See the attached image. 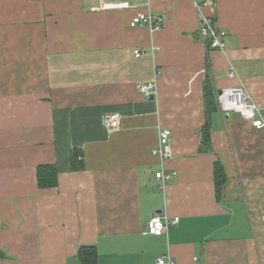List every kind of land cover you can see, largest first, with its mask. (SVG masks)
Instances as JSON below:
<instances>
[{"label":"crops","instance_id":"1","mask_svg":"<svg viewBox=\"0 0 264 264\" xmlns=\"http://www.w3.org/2000/svg\"><path fill=\"white\" fill-rule=\"evenodd\" d=\"M108 1L0 0V264H81L83 245L96 264H264V129L216 104L209 114L204 88L215 101L242 86L264 106V0L202 9L225 32L222 49L200 37L195 0ZM146 9L164 13L160 30L129 26ZM148 81L153 99L137 88ZM112 112L121 125L108 130ZM161 127L172 149L164 187L152 152ZM45 164L53 187L37 184ZM156 214L177 223L145 234Z\"/></svg>","mask_w":264,"mask_h":264},{"label":"built area","instance_id":"2","mask_svg":"<svg viewBox=\"0 0 264 264\" xmlns=\"http://www.w3.org/2000/svg\"><path fill=\"white\" fill-rule=\"evenodd\" d=\"M194 7L200 13L198 22V33L200 37L207 41L208 46L212 49H222L224 42L222 37L225 35L223 30L218 29L213 21V16L205 14L202 9L210 4V0L193 1ZM133 7L130 0H115L102 3L103 9H128ZM165 20L164 13L154 14L146 10H137L129 21V26H146L153 33L160 30ZM135 57L141 55L139 49H134ZM235 72L233 69L228 71V76L233 77ZM138 91L145 97L150 98L156 93V84L154 81L141 82L137 86ZM219 109L223 113L236 112L243 118L250 121L256 128L264 129V106H260L253 101L249 93L242 86H234L222 89L216 96ZM103 126L108 130L118 129L121 125V114L118 112L105 113L102 116ZM171 130L161 127L158 131V146L152 150L153 154L160 158V169L155 172V176L161 180V187L165 186L170 175L166 173L165 162L172 157V149L170 145ZM79 159H81L79 157ZM177 223V218H168L156 214L146 225L145 234L161 235L167 232L170 226ZM155 264H175L168 256H160L156 259Z\"/></svg>","mask_w":264,"mask_h":264},{"label":"trees","instance_id":"3","mask_svg":"<svg viewBox=\"0 0 264 264\" xmlns=\"http://www.w3.org/2000/svg\"><path fill=\"white\" fill-rule=\"evenodd\" d=\"M205 95L207 96V112L210 114L211 111L215 108V104H217V100L213 98V93L211 91L210 85L205 83ZM217 96V95H216ZM209 119V118H208ZM206 120V123L203 128L202 133V144L203 147L206 148L209 145V121ZM77 151L73 152L72 160L73 162L78 161L77 160ZM81 160V159H79ZM79 165V164H77ZM81 167V165L79 166ZM226 174L223 171L222 166L217 161L214 164V180H215V194L218 197L221 195V191L223 188L224 183L226 182ZM57 181V172L54 166L50 164L40 165L37 169V184L39 187H53L55 186ZM78 257L81 262V264H96V258H97V251L94 245H83L79 248L78 251Z\"/></svg>","mask_w":264,"mask_h":264},{"label":"water","instance_id":"4","mask_svg":"<svg viewBox=\"0 0 264 264\" xmlns=\"http://www.w3.org/2000/svg\"><path fill=\"white\" fill-rule=\"evenodd\" d=\"M154 98V95H151L149 99H153Z\"/></svg>","mask_w":264,"mask_h":264}]
</instances>
